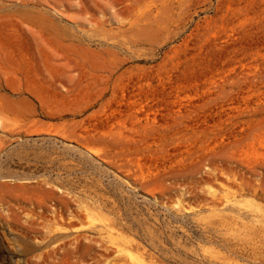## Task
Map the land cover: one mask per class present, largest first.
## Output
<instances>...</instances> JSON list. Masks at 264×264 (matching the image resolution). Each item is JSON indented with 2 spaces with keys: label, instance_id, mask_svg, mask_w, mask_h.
Instances as JSON below:
<instances>
[{
  "label": "rangeland",
  "instance_id": "obj_1",
  "mask_svg": "<svg viewBox=\"0 0 264 264\" xmlns=\"http://www.w3.org/2000/svg\"><path fill=\"white\" fill-rule=\"evenodd\" d=\"M0 264H264V0H0Z\"/></svg>",
  "mask_w": 264,
  "mask_h": 264
},
{
  "label": "bare ground",
  "instance_id": "obj_2",
  "mask_svg": "<svg viewBox=\"0 0 264 264\" xmlns=\"http://www.w3.org/2000/svg\"><path fill=\"white\" fill-rule=\"evenodd\" d=\"M24 242V241H23ZM28 243V242H27ZM26 243V246H25V250H24V252H28L29 250H31L32 248H36V246H39V245H37V244H35V245H33V246H29L28 244ZM35 243H36V241H35ZM38 243H40V244H43V242H38ZM22 244H24V243H22ZM23 247V246H22ZM54 249V248H53ZM56 250V249H55ZM21 251V250H20ZM54 251V250H53Z\"/></svg>",
  "mask_w": 264,
  "mask_h": 264
}]
</instances>
